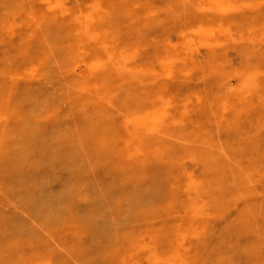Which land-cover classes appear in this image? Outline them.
<instances>
[{
	"label": "rangeland",
	"instance_id": "obj_1",
	"mask_svg": "<svg viewBox=\"0 0 264 264\" xmlns=\"http://www.w3.org/2000/svg\"><path fill=\"white\" fill-rule=\"evenodd\" d=\"M156 263L264 264V0H0V264Z\"/></svg>",
	"mask_w": 264,
	"mask_h": 264
},
{
	"label": "bare ground",
	"instance_id": "obj_2",
	"mask_svg": "<svg viewBox=\"0 0 264 264\" xmlns=\"http://www.w3.org/2000/svg\"><path fill=\"white\" fill-rule=\"evenodd\" d=\"M223 4V3H222ZM184 41V40H183ZM107 57V56H106ZM99 59V58H98ZM148 70V69H147ZM125 89V88H124ZM114 113V112H113ZM8 208V207H7ZM157 264V263H156Z\"/></svg>",
	"mask_w": 264,
	"mask_h": 264
}]
</instances>
